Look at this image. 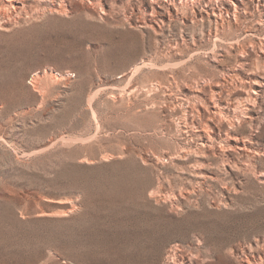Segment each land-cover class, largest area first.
Listing matches in <instances>:
<instances>
[{"label": "rangeland", "instance_id": "rangeland-1", "mask_svg": "<svg viewBox=\"0 0 264 264\" xmlns=\"http://www.w3.org/2000/svg\"><path fill=\"white\" fill-rule=\"evenodd\" d=\"M4 1L0 264H264V0Z\"/></svg>", "mask_w": 264, "mask_h": 264}, {"label": "bare ground", "instance_id": "bare-ground-1", "mask_svg": "<svg viewBox=\"0 0 264 264\" xmlns=\"http://www.w3.org/2000/svg\"><path fill=\"white\" fill-rule=\"evenodd\" d=\"M26 0H6L1 2L2 9L6 10L10 16L17 14V12L25 6ZM21 5V6H20ZM25 10V9H24Z\"/></svg>", "mask_w": 264, "mask_h": 264}]
</instances>
